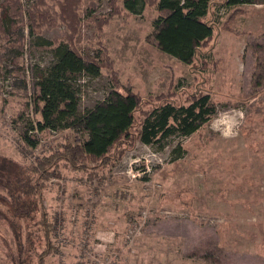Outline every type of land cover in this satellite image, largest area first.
Masks as SVG:
<instances>
[{
    "label": "rangeland",
    "instance_id": "1",
    "mask_svg": "<svg viewBox=\"0 0 264 264\" xmlns=\"http://www.w3.org/2000/svg\"><path fill=\"white\" fill-rule=\"evenodd\" d=\"M18 1L23 17L16 28L0 0V155L27 166L86 135L74 127L37 128L41 115L33 96L52 47L30 35L28 10L37 3L58 17L61 0ZM119 5L81 0L73 27L57 18L41 29L56 43L74 37L85 56L106 51L101 75L78 79L80 112L108 96L110 72L117 71L120 84L140 95L141 110L164 98L188 103L192 92L203 91L217 113L192 135L162 145L135 139L86 167L54 162L35 219L21 221L23 240L29 232L41 238L32 263L264 264V0L242 5L230 29V8L214 6L220 21L202 50L209 52L208 64H186L161 51L154 2L137 14L122 0ZM136 115L143 118V111ZM24 134L38 141L36 147ZM0 209L6 213L0 217V264H13V216L6 204ZM42 222L50 225L49 238ZM47 240L51 252L40 259Z\"/></svg>",
    "mask_w": 264,
    "mask_h": 264
},
{
    "label": "trees",
    "instance_id": "2",
    "mask_svg": "<svg viewBox=\"0 0 264 264\" xmlns=\"http://www.w3.org/2000/svg\"><path fill=\"white\" fill-rule=\"evenodd\" d=\"M80 1L61 0L58 17L44 11L37 3L28 10L30 35L37 37L36 44L45 43L52 47V61L41 72L33 96L36 110L41 115L37 128L58 130L74 127L86 137L75 138V141L67 143L52 156H37L34 163L27 166L0 155V203L6 204L11 211L13 218L10 224L16 240L13 264H33L35 242L39 245L41 238L37 236L34 239L29 232L23 240L21 221L27 220L29 223L35 219L32 217L33 213L40 210L39 202H42V182L51 177L53 171L49 167L58 159H64L75 167H86L88 162L107 158L113 150L119 152L122 149L120 145L124 142L131 144L139 139L145 144L162 145L175 136L188 137L208 124L217 113V105L212 101L210 93L203 91L192 92L188 103H177L164 98L148 110H141L140 95L131 87L120 84L117 71L110 72L113 88L108 96L81 113V82L78 83V79L83 75L89 78L100 76L106 65V51L100 47L95 56H85L78 50L74 37L68 35L66 40L56 43L45 39L41 32L45 25L54 26L57 18L67 22L69 28L73 27L71 18L76 15ZM110 1L115 9L120 6V0ZM148 1L154 2L159 12L153 25L161 51L186 64H192L196 60L208 64L209 52L202 50L214 38L216 25L220 21L214 6L219 5L220 9L224 6L230 8L225 24L230 29L229 23L243 9L242 5L253 4L257 0H122L124 8L136 14L141 12ZM38 3L45 2L39 0ZM6 4L10 24L17 28V17H23L20 2L6 0ZM139 110L143 111V118L136 115ZM23 137L30 147L38 144L29 135L24 134ZM25 150L30 152L27 148ZM0 217H6L1 209ZM44 225H47L44 236L49 238L50 225L42 222V226ZM49 247L47 240L40 259L51 252ZM42 262L41 260V264Z\"/></svg>",
    "mask_w": 264,
    "mask_h": 264
}]
</instances>
